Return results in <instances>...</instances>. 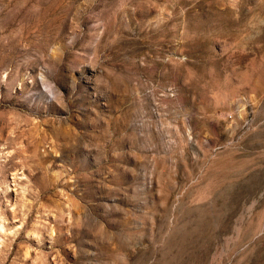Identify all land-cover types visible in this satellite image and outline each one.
<instances>
[{
  "label": "rangeland",
  "instance_id": "rangeland-1",
  "mask_svg": "<svg viewBox=\"0 0 264 264\" xmlns=\"http://www.w3.org/2000/svg\"><path fill=\"white\" fill-rule=\"evenodd\" d=\"M0 264H264V0H0Z\"/></svg>",
  "mask_w": 264,
  "mask_h": 264
}]
</instances>
